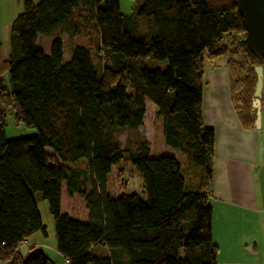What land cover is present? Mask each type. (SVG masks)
Segmentation results:
<instances>
[{
    "label": "trees",
    "instance_id": "1",
    "mask_svg": "<svg viewBox=\"0 0 264 264\" xmlns=\"http://www.w3.org/2000/svg\"><path fill=\"white\" fill-rule=\"evenodd\" d=\"M22 6L8 55L0 43V262L54 264L41 247L20 249L32 235H48L40 197L68 264H217L209 201L215 130L203 121L204 55H228L230 97L246 129L256 118V67L264 70V57L247 45L237 0H144V36L120 0ZM57 31L83 41L69 60ZM41 35L54 37L48 52ZM147 100L163 118L165 143L197 169L190 188L176 157L154 156L142 136L120 140L143 125ZM261 101L264 108V93ZM7 109L36 134L8 139ZM122 164L141 177L146 199L109 192L112 169L122 174ZM64 188L84 200L87 222L62 212Z\"/></svg>",
    "mask_w": 264,
    "mask_h": 264
},
{
    "label": "crops",
    "instance_id": "2",
    "mask_svg": "<svg viewBox=\"0 0 264 264\" xmlns=\"http://www.w3.org/2000/svg\"><path fill=\"white\" fill-rule=\"evenodd\" d=\"M15 18H12L11 24ZM216 81H205L204 71L203 121L206 127L215 130L213 181L209 201L213 207V240L218 247L217 264H264V108L261 101L259 127L254 123V128H244L231 101L228 72L223 82ZM255 115L257 118V110ZM176 152L171 155L179 160ZM191 167L193 173H196L197 169L193 165ZM65 193L64 188L62 212L87 222L88 211L84 200L77 194L71 197L73 203L77 197L84 205V213L81 216L75 215L64 208ZM42 244L37 240L28 244L27 249L42 247Z\"/></svg>",
    "mask_w": 264,
    "mask_h": 264
},
{
    "label": "rangeland",
    "instance_id": "3",
    "mask_svg": "<svg viewBox=\"0 0 264 264\" xmlns=\"http://www.w3.org/2000/svg\"><path fill=\"white\" fill-rule=\"evenodd\" d=\"M24 0H0V42L2 43L3 55H8L9 52V35H10V22L14 16H17L23 11ZM144 5V0H120V10L123 14L128 17L134 18L136 23V33L139 36H144L148 33L149 25L148 20L145 16L139 15L140 9ZM4 24V27H3ZM61 35L62 40L65 45L64 56L66 60H69L72 56V48L77 43H82V39L76 38L70 40L68 35L57 31L54 36ZM53 36L41 35L39 36V43L44 48L46 52L49 51V47ZM95 62L98 61L95 55ZM228 60L227 56H220L214 60L209 59L206 54L204 55V71H205V81H211L213 83L223 82L227 78V67L226 63ZM168 63L166 61L157 62V66L161 69H166ZM156 105L147 100L146 101V113L144 116L143 125L136 131H126L120 136V140L125 142L127 139L131 141L136 140L138 136L144 137L150 143L151 151L154 156L160 155H171L176 152L171 150V147L165 143L163 136V118L157 114ZM5 135L8 139H16L26 136H32L36 134V130L33 128H27L22 123L17 124L14 119L12 110L7 109L5 125H4ZM47 151L53 152L52 149L47 148ZM179 160L182 166V172L187 179V185L190 188L191 183H195L197 176L193 173L192 163L185 162V157L180 153ZM120 167L123 168L122 174H119L118 167L114 166L112 172L109 176V192L112 195H119L122 192L127 194H138L142 198L146 199V194L143 189V182L141 177L136 171L128 164H122ZM192 173V174H191ZM191 180V181H190ZM64 208L73 214L81 216L84 213L83 201L79 198H75V203H73V198L64 194L63 198ZM37 204L39 213L42 217L43 223L47 226L48 235L45 236L41 232H38L36 236L29 238L28 242H23L21 246V251L23 253L27 252L28 244H31L37 240L42 244V249L50 256L54 261V264H68L66 259L56 250V236L53 217L49 211V204L46 200L37 197ZM27 243V244H26Z\"/></svg>",
    "mask_w": 264,
    "mask_h": 264
},
{
    "label": "water",
    "instance_id": "4",
    "mask_svg": "<svg viewBox=\"0 0 264 264\" xmlns=\"http://www.w3.org/2000/svg\"><path fill=\"white\" fill-rule=\"evenodd\" d=\"M237 6L238 11L242 16L243 25L246 30V42L250 51L256 56L264 57V0H237ZM256 73V98L253 102V106L257 110L255 126L259 127L262 113L261 97L264 77L263 67L257 66Z\"/></svg>",
    "mask_w": 264,
    "mask_h": 264
}]
</instances>
